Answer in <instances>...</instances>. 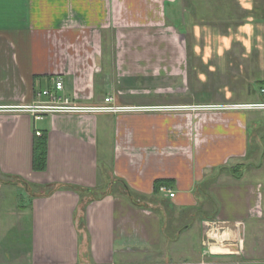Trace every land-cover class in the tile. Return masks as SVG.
<instances>
[{"label": "crops", "instance_id": "1", "mask_svg": "<svg viewBox=\"0 0 264 264\" xmlns=\"http://www.w3.org/2000/svg\"><path fill=\"white\" fill-rule=\"evenodd\" d=\"M179 2L0 0V190L27 188L28 245L17 251L28 264H264V110H182L263 102L251 85L264 87V60L260 76L221 82L219 62L237 55L184 49L136 64L125 51L152 46L159 30L181 35ZM222 8L248 12L240 28L264 26V2ZM53 79L75 103L99 106L112 97L143 110L35 121L15 109L44 102L37 94ZM37 131L48 139L43 172L33 168ZM157 182L168 185L157 193ZM164 186L175 198L160 192Z\"/></svg>", "mask_w": 264, "mask_h": 264}, {"label": "rangeland", "instance_id": "2", "mask_svg": "<svg viewBox=\"0 0 264 264\" xmlns=\"http://www.w3.org/2000/svg\"><path fill=\"white\" fill-rule=\"evenodd\" d=\"M238 1L240 0H223L222 3L236 7ZM213 2L212 0H198L196 8H200L202 11L206 9L211 10L215 8ZM259 2L263 3L264 0H259ZM191 3V0H180L179 4L176 6L175 13L179 33L181 35L171 29L159 30L156 39L153 40L154 43L152 46H127L125 51L129 57L137 61L136 64H138L140 59H145L143 57L151 54L163 55L171 52L180 53L183 52L184 49H187L189 53L233 54L237 55L235 61L219 62L223 66V76L220 77L221 82L230 80L231 75H238L239 79L243 78L242 76L249 77L250 74H252V76L254 75V78L260 76L263 71L260 69L261 59L264 60V26L255 24V26L247 30H245V28H240L239 25L236 26L235 22H232L229 18L231 17L232 19L234 17L232 20L236 19L238 23H241L245 22V16L248 14L245 10H238L237 8L232 9L233 14H220L222 16L220 18L215 12L214 14L203 15L204 20L202 21L199 19L194 21L192 19L195 13L193 10L197 9H195ZM216 5H218V2H216ZM227 12H231V10H227ZM125 16V25H130V12L127 11ZM224 18L225 20H223ZM158 19H161V15ZM182 34L185 35L186 39H184ZM133 36V31H126V39ZM223 39H238L242 43L244 40H246L247 43L251 41V45L248 44L243 46L241 42H236L237 44L231 45L230 41ZM165 41H171L173 46L165 45ZM243 53L248 54L250 58H242ZM133 55H137V57ZM130 64H133V61L130 62ZM196 64L197 62L191 63V65ZM211 64H213V62ZM230 64L236 66L237 70L230 68ZM229 74L230 77H226V75ZM217 75L218 74H216V76ZM191 81H193V76L191 77ZM171 82V79L160 78L158 84L167 86L170 85ZM153 84L157 83L153 82ZM249 84L248 81L245 86L240 87V90L243 92L246 91ZM251 89L258 94L261 88L259 87V83L254 82V84L251 85ZM25 190L27 191V188L20 186H8L0 190V264H28L27 254H22L20 250L17 251L20 247H27L28 245L26 233L21 229L27 221L22 211L29 203V196H26L27 193ZM206 229H208V231L214 230V226H208ZM198 247L201 246L198 245Z\"/></svg>", "mask_w": 264, "mask_h": 264}, {"label": "built area", "instance_id": "3", "mask_svg": "<svg viewBox=\"0 0 264 264\" xmlns=\"http://www.w3.org/2000/svg\"><path fill=\"white\" fill-rule=\"evenodd\" d=\"M64 82L61 79H53V87L42 90L37 94L40 98H45L43 101H36L28 106H21L15 109L29 113L33 116L35 121L44 119L49 114H63V115H93L98 113L118 114L122 112H133L143 110L135 107H120L113 104V98L108 97L105 100V105L88 106L75 103L68 96L64 95ZM261 96L264 99V87L260 89ZM182 108V107H181ZM180 109V108H179ZM182 110L191 111H225V110H264V100L259 104L254 105H218V106H191L183 107ZM37 136H41L40 131L36 132ZM162 194L168 195L170 198H175L176 194L164 186L160 189Z\"/></svg>", "mask_w": 264, "mask_h": 264}, {"label": "trees", "instance_id": "4", "mask_svg": "<svg viewBox=\"0 0 264 264\" xmlns=\"http://www.w3.org/2000/svg\"><path fill=\"white\" fill-rule=\"evenodd\" d=\"M214 1L213 2V6L215 7L216 6V2H218V5L219 6H216L215 8L211 9V10H200V8H196V4L198 2V0H191V5L197 9V10H193L194 13V16H192V19L195 21L196 19L202 21L204 20L203 18V15H208V14H217V16L220 18L222 17L220 14H225V13H230V14H233L231 12H227L228 8H222L223 6L227 7L228 4L226 3H222L223 0H212ZM255 17L256 16H260V14L256 15V13L259 12H262V7L260 8H255ZM226 11V12H225ZM263 15H264V12H263ZM230 17V16H229ZM233 17V16H232ZM216 18V17H215ZM264 18V17H263ZM234 19V17L232 18ZM231 17L229 18V20H232ZM225 20V18L223 19ZM236 20V19H235ZM234 22V21H232ZM238 25H240V23H238ZM47 164H48V139H47V136L42 134L41 136H37V139L35 140V144H34V157H33V168H34V171L36 172H43L47 169ZM238 168V167H237ZM230 172L236 176V169L235 168H232L230 170ZM121 185V184H120ZM161 185H168V183L166 182H157L156 185H155V189H156V192L159 193V188ZM123 188H124V191H126V193H130L128 187L124 184L121 185ZM39 188V187H38ZM74 189L76 192H78L79 194H85V193H91L92 191L91 190H88V189H84V188H72ZM40 190H42L43 193H46L48 194L49 192L53 191L52 189L47 188L46 190H44L43 187H40Z\"/></svg>", "mask_w": 264, "mask_h": 264}]
</instances>
